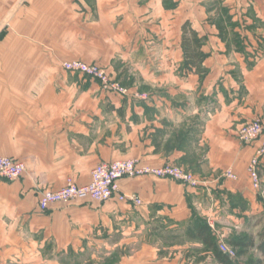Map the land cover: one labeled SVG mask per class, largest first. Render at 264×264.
Masks as SVG:
<instances>
[{
	"label": "crops",
	"instance_id": "crops-1",
	"mask_svg": "<svg viewBox=\"0 0 264 264\" xmlns=\"http://www.w3.org/2000/svg\"><path fill=\"white\" fill-rule=\"evenodd\" d=\"M186 24L205 59H188ZM90 58L130 68L146 94L104 99L59 69ZM94 95L104 122L119 116L149 137L141 162L197 154L203 185L122 177L118 192L138 194L142 205L114 197L42 210L45 189L69 175L89 182L99 161L94 144L79 143L96 136ZM255 118L264 121V0H0V155L26 163L20 178L0 176V264H217L193 231L197 216L213 218L218 239L262 230L252 232L264 212V171L257 190L247 167L260 141L238 138ZM179 128L186 134L164 153Z\"/></svg>",
	"mask_w": 264,
	"mask_h": 264
},
{
	"label": "rangeland",
	"instance_id": "rangeland-1",
	"mask_svg": "<svg viewBox=\"0 0 264 264\" xmlns=\"http://www.w3.org/2000/svg\"><path fill=\"white\" fill-rule=\"evenodd\" d=\"M75 61H82L88 65L92 66H97L99 69L103 71L102 75H97L93 73H86L82 70H68L65 67L66 62H75ZM102 60H98L96 58H90V59H75V60H65L59 63V69L62 70L63 72H66L68 74V80L70 83L73 84H93L94 86H98L101 90V92L106 93L104 99L111 98V95L115 96H123V97H134V96H139V95H145L147 92L145 90H148L147 88L139 87L137 81V73H133L130 68L124 67L122 65H116L114 68H109L105 65H102L101 63ZM120 66V67H119ZM119 69H122L121 72H118ZM120 86L124 88V91L119 90ZM95 99L94 100V105H93V113L95 114V121H94V129L96 131V136L92 139H84V140H79V143L81 145L80 150L88 151V148L95 145L96 152L99 157V161L97 162L96 165L101 164V163H106L107 161H114V160H122V159H134L137 160L140 165L144 166H154V167H162L165 166L166 164H173L178 167H181L185 169L187 172L191 173L194 175L195 178L198 179L199 185L193 186L189 183L186 182H180L186 184L192 188H199L203 185V173L197 172L195 170V167L193 166V161L198 157L197 154L195 156L191 155L189 158H186V162H173L171 163L170 161H166V163H163L162 165H153V164H145L141 162V159L137 156V153L140 150V146L143 143V140L148 139L149 137H146V135H137L136 131L134 129H131V127L127 126L125 122L119 117L115 116V118H110L107 119L104 122V118H102V114L99 113L102 109L101 103H97L96 99H101L100 96H93ZM85 100V99H83ZM100 116V117H98ZM263 121V120H262ZM186 134V131L181 130L180 128L174 132L172 136L168 138V142L165 143V151L164 153L168 152L170 149L174 148L177 143L180 142L181 137ZM94 147V146H93ZM199 151V150H198ZM163 153V154H164ZM199 157L202 156V151L200 149L199 151ZM201 158H199L200 160ZM253 159V158H252ZM251 159V160H252ZM250 160V162H251ZM249 162V164H250ZM248 164V166H249ZM95 165V166H96ZM262 165V164H261ZM94 166V167H95ZM247 166V167H248ZM93 167V168H94ZM261 167V166H260ZM93 170V169H92ZM91 170V171H92ZM229 171H233L232 169H228L226 171L227 177ZM263 171L264 168L261 167V176H263ZM248 173H249V167H248ZM92 174V172H91ZM137 176H155V175H137ZM136 176V177H137ZM73 178L76 182L77 180L75 179L74 176L69 175L66 177L67 178ZM127 177V176H126ZM171 178V177H169ZM230 178V177H229ZM91 179V178H90ZM173 179V178H172ZM234 179V178H231ZM65 180V182H66ZM64 182V184H65ZM251 182V180H250ZM79 184V182H77ZM83 184V183H80ZM253 186V183H252ZM254 188V186H253ZM51 189H56V188H51ZM119 193V192H118ZM121 194V193H120ZM128 194H133V193H128ZM138 195V194H135ZM114 198V197H113ZM92 200L88 197H79L74 200L73 203L79 202V201H84V200ZM96 201V200H92ZM100 202V201H98ZM59 205H64L68 204L67 202H60L58 203ZM71 204V203H70ZM207 223L210 227L211 225L214 224L213 218L208 219ZM256 225V226H255ZM254 227L252 228V232L259 231L261 228L263 229L264 227V212L261 213V218H258ZM241 230L240 228H234V231H230V236L234 235H241L244 232L249 233L248 231H241L243 233H239ZM220 237V240H223L224 242H229L228 239L229 237ZM231 245V244H230ZM231 248L234 249L235 255L234 258L238 262V264H244L246 260L252 256H256V251L254 250H239L231 245ZM61 256V255H59ZM217 264H220L218 258H217Z\"/></svg>",
	"mask_w": 264,
	"mask_h": 264
},
{
	"label": "built area",
	"instance_id": "built-area-1",
	"mask_svg": "<svg viewBox=\"0 0 264 264\" xmlns=\"http://www.w3.org/2000/svg\"><path fill=\"white\" fill-rule=\"evenodd\" d=\"M65 67L68 70H82L86 73L102 75L103 71L97 66L88 65L82 61L66 62ZM121 91L124 88L120 86ZM238 138L244 144H252L254 141H260V145L256 150L253 159L249 164V177L255 189L260 190L261 181V164L264 159V121L260 118L252 119L245 122L238 133ZM26 170V163L23 160H15L9 156L0 155V176L8 179H17L23 175ZM91 179L87 183L78 184L73 178H67L65 184L58 189H45L39 197V206L42 210L50 209L52 204L60 202H70L79 197H88L92 200L104 202L108 199L117 197L120 201L133 203L134 205H142L143 199L139 195L118 193V181L122 177H136L137 175H155L157 177H171L177 181H182L193 185H199V181L193 174L185 169L173 164H166L162 167L140 165L134 159H122L107 161L96 165L91 171ZM230 178H237L233 171H229ZM212 227L214 226L211 225ZM220 249L231 256L235 255V251L228 242L220 240Z\"/></svg>",
	"mask_w": 264,
	"mask_h": 264
},
{
	"label": "trees",
	"instance_id": "trees-1",
	"mask_svg": "<svg viewBox=\"0 0 264 264\" xmlns=\"http://www.w3.org/2000/svg\"><path fill=\"white\" fill-rule=\"evenodd\" d=\"M183 38V46L188 59L192 60L196 58L203 60L206 58V54L199 50L202 41L197 37L196 32L190 24L184 26ZM193 227L195 235L214 251L220 264H238L234 256L225 254L220 249L219 239L203 217L197 216ZM228 241L229 244L239 250L246 251L250 248H255L261 254L260 256L248 258L244 264H264V228L258 233L257 238L253 235L241 234L230 236Z\"/></svg>",
	"mask_w": 264,
	"mask_h": 264
}]
</instances>
